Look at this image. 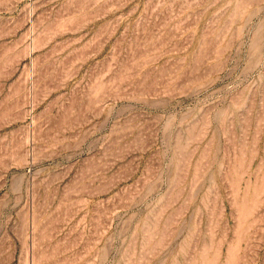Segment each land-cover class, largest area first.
I'll list each match as a JSON object with an SVG mask.
<instances>
[{"label": "rangeland", "instance_id": "obj_1", "mask_svg": "<svg viewBox=\"0 0 264 264\" xmlns=\"http://www.w3.org/2000/svg\"><path fill=\"white\" fill-rule=\"evenodd\" d=\"M0 264H264V0H0Z\"/></svg>", "mask_w": 264, "mask_h": 264}]
</instances>
